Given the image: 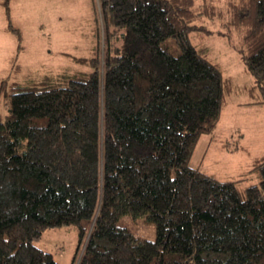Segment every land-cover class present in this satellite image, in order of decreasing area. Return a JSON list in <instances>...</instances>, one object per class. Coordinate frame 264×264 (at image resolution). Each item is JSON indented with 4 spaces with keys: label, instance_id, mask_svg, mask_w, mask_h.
I'll list each match as a JSON object with an SVG mask.
<instances>
[{
    "label": "trees",
    "instance_id": "trees-1",
    "mask_svg": "<svg viewBox=\"0 0 264 264\" xmlns=\"http://www.w3.org/2000/svg\"><path fill=\"white\" fill-rule=\"evenodd\" d=\"M96 4L89 72L10 92L0 82V264H59L33 240L68 224L82 245L73 264H264V155L243 195L241 178L190 164L232 87L189 39L196 15L226 16L241 31L248 90L259 89L250 102L264 103V0ZM168 37L177 54L161 46ZM126 214L152 223L155 238L118 224Z\"/></svg>",
    "mask_w": 264,
    "mask_h": 264
},
{
    "label": "rangeland",
    "instance_id": "rangeland-1",
    "mask_svg": "<svg viewBox=\"0 0 264 264\" xmlns=\"http://www.w3.org/2000/svg\"><path fill=\"white\" fill-rule=\"evenodd\" d=\"M214 1L224 7L225 0ZM99 16L96 0H0V82L5 81L6 91L10 84L66 80L89 72L90 58L98 50ZM226 20L198 14L193 21L197 27L189 33L191 43L220 67L232 87L216 127L200 137L190 164L220 180L241 178L236 185L243 195L247 186L259 181L249 169L256 157L264 155V103L250 102L259 97V89L248 90L254 77L238 52L241 31ZM161 46L179 52L172 37ZM4 98L0 97L1 115L6 111ZM117 222L138 237L155 238L154 225L142 216L126 214ZM33 244L50 252L59 264H73L82 248L75 224L49 227Z\"/></svg>",
    "mask_w": 264,
    "mask_h": 264
}]
</instances>
